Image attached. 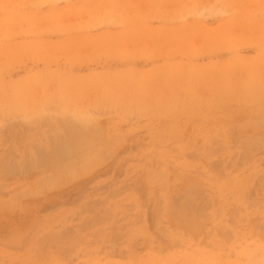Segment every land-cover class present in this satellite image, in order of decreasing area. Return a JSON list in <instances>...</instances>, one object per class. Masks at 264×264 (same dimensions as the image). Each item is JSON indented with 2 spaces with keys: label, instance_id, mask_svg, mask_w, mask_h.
Instances as JSON below:
<instances>
[{
  "label": "rangeland",
  "instance_id": "rangeland-1",
  "mask_svg": "<svg viewBox=\"0 0 264 264\" xmlns=\"http://www.w3.org/2000/svg\"><path fill=\"white\" fill-rule=\"evenodd\" d=\"M0 71V264H264V0H0Z\"/></svg>",
  "mask_w": 264,
  "mask_h": 264
},
{
  "label": "bare ground",
  "instance_id": "bare-ground-1",
  "mask_svg": "<svg viewBox=\"0 0 264 264\" xmlns=\"http://www.w3.org/2000/svg\"><path fill=\"white\" fill-rule=\"evenodd\" d=\"M39 1V0H38ZM228 1V0H227ZM11 2V1H10ZM181 2V1H180ZM213 2V1H212ZM18 3V2H17ZM48 3V2H47ZM201 3V2H200ZM238 3V2H237ZM19 4V3H18ZM116 4V3H115ZM55 5V4H54ZM44 6V5H43ZM156 6V5H155ZM176 6V5H175ZM180 6V5H179ZM186 6H188V5H186ZM109 7V6H108ZM147 7V6H146ZM193 7V6H192ZM256 7V6H255ZM119 8V7H118ZM135 8V7H134ZM143 8V7H142ZM149 8V7H148ZM150 8H151V6H150ZM167 8H169V7H167ZM254 8V7H253ZM25 9V8H24ZM127 9V8H126ZM162 9V8H161ZM173 9H174V7H173ZM184 9V8H183ZM118 10V9H117ZM149 10V9H148ZM193 10V9H192ZM204 10V9H203ZM8 11H10V10H8ZM134 11V10H133ZM167 11V10H166ZM228 11V10H227ZM124 12V11H123ZM185 12V11H184ZM106 13V12H105ZM117 13V12H116ZM125 13V12H124ZM152 13V12H151ZM156 13V12H155ZM261 13H263V12H261ZM51 14V13H50ZM107 14V13H106ZM113 14V13H112ZM178 14V13H177ZM194 14V13H193ZM52 15V14H51ZM126 15V14H125ZM131 15V14H130ZM170 15V14H169ZM188 15V14H187ZM190 15V14H189ZM50 16V15H49ZM53 16V15H52ZM46 17V16H45ZM207 17H209V16H207ZM84 18V17H83ZM162 18V17H161ZM45 19H47V18H45ZM158 19V18H157ZM44 20V19H43ZM172 20V19H171ZM121 21V20H120ZM151 21V20H150ZM40 22V21H39ZM60 22V21H59ZM75 22V21H74ZM89 22V21H88ZM180 22V21H179ZM63 23V22H62ZM23 24V23H22ZM165 24V23H164ZM9 25V24H8ZM48 25V24H47ZM58 26V25H57ZM115 26V25H114ZM25 27V26H24ZM42 27V26H41ZM31 28V27H30ZM62 28V27H61ZM69 29V28H68ZM32 30H33V28H32ZM29 32V31H28ZM34 33V32H33ZM4 34V33H3ZM204 34V33H203ZM45 35V34H44ZM52 35V34H51ZM179 37V36H178ZM174 38V37H173ZM4 39V38H3ZM11 39V38H10ZM160 40V39H159ZM163 40V39H162ZM8 41V40H7ZM214 42V41H213ZM111 43V42H110ZM180 43V42H179ZM212 43V42H211ZM143 44V43H142ZM137 45V44H136ZM191 45V44H190ZM94 46V45H93ZM138 46H139V44H138ZM122 47V46H121ZM163 47H165V46H163ZM169 47V46H168ZM173 47V46H172ZM53 48V47H52ZM65 48V47H64ZM71 48V47H70ZM118 48V47H117ZM185 48H187V47H184V50H185ZM114 49V48H113ZM148 49V48H147ZM70 50V49H69ZM79 50H81V49H79ZM78 50V51H79ZM89 50V49H88ZM181 50V49H180ZM214 50V49H213ZM145 51V50H144ZM155 51V50H154ZM98 52V51H97ZM146 52V51H145ZM186 52V51H185ZM212 52V51H211ZM12 53H14V52H12ZM18 53V52H17ZM30 53V52H29ZM36 53V52H35ZM67 53V52H66ZM140 53V52H139ZM138 53V54H139ZM147 53V52H146ZM179 53V52H178ZM157 54V53H156ZM170 54V53H169ZM197 54V53H196ZM200 54V53H199ZM13 55V54H12ZM16 55V54H15ZM62 55V54H61ZM65 55H67V54H65ZM81 55V54H80ZM117 55V54H116ZM131 55V54H130ZM144 55V54H143ZM137 56V55H136ZM189 56V55H188ZM121 58V57H120ZM134 58V57H133ZM21 59V58H20ZM47 59V58H46ZM144 59H146V58H144ZM37 60H38V58H37ZM149 60V59H148ZM36 62V61H35ZM51 63V62H50ZM67 63V62H66ZM186 63V62H185ZM17 64V63H16ZM47 64V63H46ZM75 64V63H74ZM83 64V63H82ZM89 64V63H88ZM14 65V64H13ZM53 65V64H52ZM217 65V64H216ZM185 66V65H184ZM218 67V66H217ZM61 68V67H60ZM187 68V67H186ZM50 69V68H49ZM174 69V68H173ZM128 70V69H127ZM163 70V69H162ZM188 70V69H187ZM44 71V70H43ZM57 71V70H56ZM56 71H55V74H56ZM59 71V70H58ZM57 71V72H58ZM132 71V70H131ZM170 71V70H169ZM177 71V70H176ZM186 71V70H185ZM1 72V71H0ZM68 72V71H67ZM60 73V72H59ZM139 73V72H138ZM245 74V73H244ZM58 75V74H57ZM118 76V75H117ZM135 76V75H134ZM218 76H220V75H218ZM139 77H140V75H139ZM124 78H126V77H124ZM138 78V77H137ZM161 78V77H160ZM93 79V78H92ZM92 79H90V80H92ZM154 79V78H153ZM111 80V79H110ZM137 80V79H136ZM151 80V79H150ZM178 80V79H177ZM208 80V79H207ZM27 81V80H26ZM127 81V80H126ZM131 81V80H130ZM139 81V80H138ZM153 81V80H152ZM163 81V80H162ZM91 82V81H90ZM106 82V81H105ZM135 82V81H134ZM43 83V82H42ZM155 83V82H154ZM166 83H168V82H166ZM2 84V83H1ZM34 84V83H33ZM140 84V83H139ZM176 84V83H175ZM181 84V83H180ZM184 84V83H183ZM172 85V84H171ZM203 85V84H202ZM53 86V85H52ZM125 86V85H124ZM130 86H131V84H130ZM148 86V85H147ZM152 86H153V83H152ZM169 86H170V84H169ZM210 86V85H209ZM237 86V85H236ZM102 87V86H101ZM39 88V87H38ZM96 88V87H95ZM117 88H119V87H117ZM131 88V87H130ZM167 88V87H166ZM189 88V87H188ZM212 88V87H211ZM25 89V88H24ZM91 89V88H90ZM164 89V88H163ZM175 89V88H174ZM29 90V89H28ZM38 90V89H37ZM45 90V89H44ZM70 90H71V88H70ZM125 90V89H124ZM128 90H129V88H128ZM147 90V89H146ZM173 90V89H172ZM3 91V90H2ZM48 91V90H47ZM59 91V90H58ZM57 91V92H58ZM115 91V90H114ZM159 91V90H158ZM91 92V91H90ZM109 92V91H108ZM119 92H120V90H119ZM127 92V91H126ZM133 92V91H132ZM137 92H138V90H137ZM154 92V91H153ZM74 93V92H73ZM142 93V92H141ZM149 93H151V92H149ZM35 94V93H34ZM111 94V93H110ZM155 94V93H154ZM176 94V93H175ZM27 95V94H26ZM89 95H91L90 93H89ZM148 95H150L151 96V94H148ZM192 95H193V93H192ZM264 95V94H263ZM77 96V95H76ZM128 96V95H127ZM145 96H146V94H145ZM145 96H144V98H145ZM165 96V95H164ZM203 96V95H202ZM236 96V95H235ZM41 97V96H40ZM78 97V96H77ZM100 97V96H99ZM153 97V96H152ZM170 97V96H169ZM168 97V98H169ZM255 97H257V95H255ZM261 97V96H260ZM35 98V97H34ZM43 98H45V96L43 97ZM89 98V97H88ZM142 98V97H141ZM141 98H139V99H141ZM148 98V97H147ZM155 98H157V97H155ZM166 98V97H165ZM59 99V98H58ZM83 99V98H82ZM264 99V98H263ZM52 100V99H51ZM85 100V99H84ZM91 100V99H90ZM110 100V99H109ZM118 100H119V98H118ZM143 100V99H142ZM182 100V99H181ZM193 100V99H192ZM29 101V100H28ZM80 101V100H79ZM128 101H129V98H128ZM140 101V100H139ZM144 101V100H143ZM176 101V100H175ZM251 101V100H250ZM252 101H254V100H252ZM19 102V101H18ZM25 102V101H24ZM68 102H69V100H68ZM67 102V103H68ZM110 102V101H109ZM120 102V101H119ZM137 102V101H136ZM146 102H148V101H146ZM146 102L144 103V104H146ZM155 102V101H154ZM166 102V101H165ZM129 102H127V104H128ZM151 103V102H150ZM225 103V102H224ZM257 103V102H256ZM39 104H40V101H39ZM84 104V103H83ZM136 104V103H135ZM138 104H142V103H138ZM149 104V103H148ZM154 104V103H153ZM254 104V103H253ZM41 105V104H40ZM56 105V104H55ZM177 105V104H176ZM70 106V105H69ZM131 106V105H130ZM130 106H128L129 108H131ZM137 106V105H136ZM250 106V105H249ZM24 107V106H23ZM89 107V106H88ZM117 107V106H116ZM139 107V106H138ZM218 107V106H217ZM248 107V106H247ZM28 108V107H27ZM81 108V107H80ZM105 108V107H104ZM126 108V107H125ZM137 108V107H136ZM149 108H152L151 106L149 107ZM149 108H147V109H149ZM71 109V108H70ZM133 109V108H132ZM140 109V108H139ZM143 109V108H142ZM19 110V109H18ZM24 110H25V108H24ZM160 110V109H159ZM11 111H12V109H11ZM35 112H36V109L34 110ZM38 111V110H37ZM53 111V110H52ZM137 111V110H136ZM144 111V110H143ZM152 111V110H151ZM166 111V110H165ZM129 112V111H128ZM132 112V111H131ZM150 112V111H149ZM153 112V111H152ZM161 112V111H160ZM21 113V112H20ZM31 113V112H30ZM58 113V112H57ZM83 113V112H82ZM86 113V112H85ZM130 113V112H129ZM139 113H140V111H139ZM146 113V112H145ZM137 114V113H136ZM148 114V113H147ZM38 115V114H37ZM81 116H82V114H80ZM85 115V114H84ZM128 115H130V114H128ZM146 115V114H145ZM150 115H152V114H150ZM154 115V114H153ZM28 116V115H27ZM63 116V115H62ZM77 116V115H76ZM89 116V115H88ZM147 116V115H146ZM161 116V115H160ZM38 117H40V116H38ZM37 117V118H38ZM42 117V116H41ZM128 117V116H127ZM151 117V116H150ZM24 118V117H23ZM73 118H75V117H73ZM78 118V117H77ZM82 118H84V117H82ZM89 118V117H88ZM91 118V117H90ZM96 118V117H95ZM212 118H213V116H212ZM13 119H14V117H13ZM25 119V118H24ZM69 119V118H68ZM71 120V119H70ZM97 121H98V119H96ZM95 120V121H96ZM260 120V119H259ZM60 121V120H59ZM74 121V120H73ZM76 121V120H75ZM173 121V120H172ZM260 121H262V120H260ZM259 121V122H260ZM29 122V121H28ZM63 122V121H62ZM248 122H249V120H248ZM264 122V121H263ZM76 123H77V121H76ZM232 123V122H231ZM2 124V123H1ZM21 124V123H20ZM61 124V123H60ZM65 124V123H64ZM78 124V123H77ZM225 124V123H224ZM264 124V123H263ZM71 125V124H70ZM82 125V124H81ZM262 125V124H261ZM260 125V126H261ZM80 126V125H79ZM86 126V125H85ZM99 126V125H98ZM228 126V125H227ZM231 126V125H230ZM46 127V126H45ZM229 127V126H228ZM15 128V127H14ZM47 128V127H46ZM74 128H76V127H74ZM102 128V127H101ZM100 128V129H101ZM224 128V127H223ZM236 128V127H235ZM81 129V128H80ZM222 129V128H221ZM5 130V129H4ZM35 130H36V128H35ZM86 130V129H85ZM71 131H72V128H71ZM83 131V130H82ZM100 131V130H99ZM221 131V130H220ZM84 132V131H83ZM198 132V131H197ZM239 132H241V130L239 131ZM224 133V132H223ZM20 134V133H19ZM28 134V133H27ZM68 134V133H67ZM84 134V133H83ZM82 134V135H83ZM88 134H90V133H88ZM17 135V134H16ZM69 135V134H68ZM82 135H81V137H82ZM85 135V134H84ZM84 135H83V137H84ZM93 135V134H92ZM98 135V134H97ZM118 135V134H117ZM180 135V134H179ZM218 135V134H217ZM6 136V135H5ZM29 136V135H28ZM79 136H80V134H79ZM90 136V135H89ZM94 136V135H93ZM252 136V135H251ZM61 137H63V136H61ZM78 136H76V137H74L75 139L77 138ZM100 137V136H99ZM99 137H96V138H99ZM121 137H122V135H121ZM6 138V137H5ZM48 138V137H47ZM58 138V137H57ZM80 138V137H79ZM166 138V137H165ZM214 138V137H213ZM238 138V137H237ZM56 139V138H55ZM73 139V138H72ZM81 139H83V138H81ZM180 139V138H179ZM217 139V138H216ZM250 139V138H249ZM8 140V139H7ZM58 140V139H57ZM65 140V139H64ZM77 141H79V139H76ZM203 140V139H202ZM16 141V140H15ZM23 141V140H22ZM37 141V140H36ZM100 141V140H99ZM243 141V140H242ZM245 141V140H244ZM254 141H255V139H254ZM4 142V141H3ZM6 142V141H5ZM65 142V141H64ZM72 142V141H71ZM93 142H95V140L93 141ZM92 142V143H93ZM114 142V141H113ZM219 142V141H218ZM230 142V141H229ZM247 142V141H246ZM8 143V142H7ZM44 143V142H43ZM81 143V141H79L78 142V144H80ZM83 143H84V140H83ZM86 143V142H85ZM84 143V144H85ZM90 143V142H89ZM263 143V142H262ZM261 143V144H262ZM24 144V143H23ZM76 144V143H75ZM74 144V145H75ZM88 144V143H87ZM63 145H64V143H63ZM65 145H67V144H65ZM95 145H96V142H95ZM166 145V144H165ZM242 145V144H241ZM248 145V144H247ZM252 145V144H251ZM260 145V144H259ZM14 146V145H13ZM53 146V145H52ZM68 146L69 145H67V146H63L64 148H62V149H65L66 147H67V149H68ZM92 146H94V144H92ZM253 146V145H252ZM57 147V146H56ZM79 148L80 146H76V148ZM87 147V146H86ZM91 147V146H90ZM199 147V146H198ZM216 147V146H215ZM239 147V146H238ZM243 147V146H242ZM256 147H258V146H256ZM7 148V147H6ZM51 148V147H50ZM61 148V147H60ZM248 148H250V147H248ZM253 148V147H252ZM10 150H11V147L9 148ZM73 149H74V147H73ZM80 149V148H79ZM79 149H78V151H79ZM90 149V148H89ZM215 149V148H214ZM251 149V148H250ZM54 150V149H53ZM57 150V149H56ZM66 150V149H65ZM65 150H64V152H65ZM175 150H177V149H175ZM216 150V149H215ZM42 151V150H41ZM52 151V150H51ZM89 151V150H88ZM253 151V150H252ZM83 151L81 150V153H82ZM87 152V151H86ZM109 152V151H108ZM9 153H10V151H9ZM67 153L70 155V153H69V151H67ZM72 153V152H71ZM84 153V152H83ZM216 153V152H215ZM218 153V152H217ZM242 153H244V152H242ZM16 154V153H15ZM37 154V153H36ZM66 154V153H65ZM74 155H75V153H73ZM78 154V153H77ZM80 154V153H79ZM90 154V153H89ZM95 154V153H94ZM30 155V154H29ZM63 155V154H62ZM67 155V154H66ZM72 155V154H71ZM212 155V154H211ZM233 155V154H232ZM68 156V155H67ZM78 156V155H77ZM92 156V155H91ZM74 157V156H73ZM86 157V156H85ZM92 157H95V156H92ZM44 158V157H43ZM54 158H57V157H54ZM205 158V157H204ZM37 159H38V157H37ZM60 159V158H59ZM63 159V158H62ZM65 159V158H64ZM63 159V160H64ZM73 159H75V158H73ZM69 160V159H68ZM209 161V160H208ZM236 161V160H235ZM23 162V161H22ZM44 162H45V160H44ZM55 162V161H54ZM64 162V161H63ZM68 162H70V160L68 161ZM73 162V161H72ZM76 162V161H75ZM92 162V161H91ZM12 163V162H11ZM46 163V162H45ZM65 163V162H64ZM63 163V164H64ZM209 163V162H208ZM217 163V162H216ZM236 163V162H235ZM34 164V163H33ZM72 164V163H71ZM70 164V165H71ZM226 164V163H225ZM29 165V164H28ZM65 165V164H64ZM67 165V164H66ZM69 165V164H68ZM2 166V165H1ZM16 166V165H15ZM214 166V165H213ZM61 167V166H60ZM64 167V166H63ZM25 168V167H24ZM29 168V167H28ZM27 168V169H28ZM42 168V167H41ZM77 168V167H76ZM179 168V167H178ZM196 168V167H195ZM229 168V167H228ZM13 169V168H12ZM17 169V168H16ZM19 169V168H18ZM39 168H37V170H38ZM43 169V168H42ZM71 169V168H70ZM220 169V168H219ZM69 170V169H68ZM27 171V170H26ZM65 172V171H64ZM219 175V174H218ZM242 186V185H241ZM187 191V190H186ZM182 195V194H181ZM181 195H179V196H181ZM184 195V194H183ZM204 195V194H203ZM178 196V195H177ZM188 196V195H187ZM208 196V195H207ZM174 197V196H173ZM201 197V196H200ZM211 199V198H210ZM209 202V201H208ZM192 203V202H191ZM207 203V202H206ZM187 206V205H186ZM207 207V206H206ZM243 207V206H242ZM198 208V207H197ZM186 210V209H185ZM203 211V210H202ZM203 214V213H202ZM203 218V217H202ZM198 219V218H197ZM181 220V219H180ZM224 234V233H223ZM146 258V257H145ZM158 259V258H157ZM182 259V258H181ZM173 260V259H172ZM176 260V259H175ZM190 262V261H189ZM203 262V261H202ZM220 262V261H219ZM85 263V262H84Z\"/></svg>",
  "mask_w": 264,
  "mask_h": 264
}]
</instances>
